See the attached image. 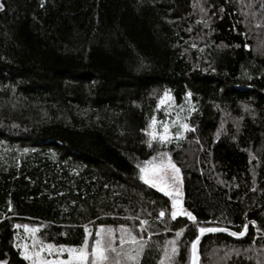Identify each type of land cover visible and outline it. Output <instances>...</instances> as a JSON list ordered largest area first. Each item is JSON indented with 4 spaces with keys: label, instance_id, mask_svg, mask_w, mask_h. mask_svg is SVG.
<instances>
[{
    "label": "trees",
    "instance_id": "16d2710c",
    "mask_svg": "<svg viewBox=\"0 0 264 264\" xmlns=\"http://www.w3.org/2000/svg\"><path fill=\"white\" fill-rule=\"evenodd\" d=\"M0 5V261L27 264L23 225L56 247L80 246L85 227L91 244L100 226L115 237L124 226L143 237L140 264H159L167 238L179 246L174 264H190L198 227L247 225L243 237L202 238L198 264H259L264 0ZM165 90L193 105L184 136L167 145L147 135ZM162 151L196 222L171 219L170 199L140 179V165Z\"/></svg>",
    "mask_w": 264,
    "mask_h": 264
},
{
    "label": "snow or ice",
    "instance_id": "6c2138e0",
    "mask_svg": "<svg viewBox=\"0 0 264 264\" xmlns=\"http://www.w3.org/2000/svg\"><path fill=\"white\" fill-rule=\"evenodd\" d=\"M3 7V5H0ZM223 10V9H221ZM247 48L248 45H245ZM188 95H191L190 93ZM170 99L168 91L165 90L163 97L160 100V104H164L166 100ZM160 104L157 106L159 107ZM247 105H245V109H247ZM153 123H155V117H153ZM151 127V125H150ZM182 128H187V125H181ZM165 135L160 136L161 141H165L168 139L167 126L164 129ZM153 138L155 137V133H149ZM180 133H177L179 136ZM151 143L149 142V147H151ZM163 156H167V153L162 154ZM150 162L144 161V165L140 167L139 171L141 173V180L144 183L149 184L150 186H159V190L162 191L166 196L171 198V219L175 220L178 216H186L189 221L196 222V217L192 214V212L187 211L183 208L181 200H180V191L178 187H176L177 182L179 181V172L180 169L176 167V165L169 159L167 161L161 159L158 164L151 163V171L155 173L158 177L163 176V179H153L150 180L145 175V173L149 170ZM168 170H171L173 176L171 177V182H169L167 177ZM162 185V186H160ZM175 193V194H173ZM165 210H161L158 214V219L165 217ZM146 220H141L140 224H146ZM16 228H20L21 225H15ZM23 228L26 232L30 231L33 234V249L31 254L27 252H23V258L25 260H32V264H121L119 259L113 258L110 254L115 253V257H123L126 261H130L131 264H140V258L145 250V243L143 242V237H137L133 235L131 231H129L124 226L120 227V249L118 250L114 244L115 236L113 235V230L110 227L100 226L99 229L95 232V240L91 243V250L89 252V230L85 227V238L83 243L80 246H64L61 245L58 248L51 244H44L43 242H39V247H37V241L35 239V233L38 231L37 228L29 229L28 225H23ZM198 235L190 242V264H198L199 255H198V245L201 239V236L208 232H220V231H228L227 229L220 228H208V227H198L197 228ZM247 225L244 226V229L240 232H230V235L233 237H243L246 234ZM184 229L177 230L176 237L179 238L183 235ZM171 246V254L165 250L164 256L160 260V264H174L175 258L179 255V246L176 240L167 242ZM125 244L134 245L135 248L132 250H126L124 248ZM27 247V245H25ZM58 254L67 253V259H61L60 255H57L55 259L48 260L42 259L41 253L47 250L48 254L51 255L53 250ZM0 264H3L0 261Z\"/></svg>",
    "mask_w": 264,
    "mask_h": 264
},
{
    "label": "rangeland",
    "instance_id": "374dc122",
    "mask_svg": "<svg viewBox=\"0 0 264 264\" xmlns=\"http://www.w3.org/2000/svg\"><path fill=\"white\" fill-rule=\"evenodd\" d=\"M163 95H164V93L159 98L158 104H160V100L163 97ZM169 96H170V99L166 100L164 104H160L159 107L157 106L158 107L157 108L158 113H157V117H155V123H153V119H152L148 128H147V135H148V138L151 142L157 141L160 144H166L167 145L170 142L181 139L184 136L185 131H187L188 127L185 129V128H182L181 125H187L186 119L189 116V113L193 110L192 103L189 100H186L182 105H178L175 103L174 99L172 98V96L170 94H169ZM150 125H151V127H150ZM165 126H167L166 135H167L168 139L165 141H161L160 136L165 135V132H164ZM178 132L180 133L179 136H177ZM149 133H155V137L153 138L151 135H149ZM164 153H167V152L162 151V152L158 153L156 156H153L147 160L150 162V164L148 166L149 170L145 173V175L148 177V179H150V180L163 179V176L158 177L155 173H153L151 171V163L158 164L161 159H163L165 161L170 159L172 161L169 154L167 153V156H163L162 154H164ZM142 166H145L144 162L140 165V167H142ZM140 167H139V169H140ZM139 176H141L140 171H139ZM172 176H173V173L171 172V170H168L167 177H168L169 182H171ZM141 181L144 183L143 180H141ZM146 185L150 186L149 184H146ZM160 186H162V185H160ZM150 187H152L155 190L163 193L162 191L159 190V186H156V187L150 186ZM176 187H178V189L181 193V195H180V197H181L182 196V190H183V183H182V175L180 172H179V181L177 182ZM173 194H175V193H173ZM167 197L171 201V198L169 196H167ZM31 228H33V227H29V229H31ZM114 234L115 233H113V235ZM119 237H120V232L116 235V237H115L116 239L114 241V244H115V242L117 243V244H115V246L117 247L118 250L120 249ZM35 239L38 242L37 247H39V242H41V241L36 238V235H35ZM172 240H175V238H167L166 239L164 246L161 250V254H160V258H159V264H160V260L164 256L165 250H167L168 253L171 254V246L167 242L172 241ZM17 241H18L17 244L20 248L21 254L23 252H27V253L31 254V251L33 249V234L30 231L26 232L25 229L22 227V234L19 235V237L17 238ZM44 244H46V243H44ZM25 245H27V247H25ZM55 248H58V247L55 246ZM55 248H54L51 255L48 254L47 250L42 252L41 258L53 260V259H55V257L57 255H60L61 259H67L68 258V254L66 252L62 253V254H58L55 251ZM124 248L126 250H132L135 248V246L125 244ZM90 250H91V244H89V252H90ZM110 255L115 259H119L121 261V264H131L130 261H126L122 256L121 257H115V253H111ZM22 257H23V255H22ZM258 258H259L258 263L264 264V253L259 255ZM26 261H27V264H32L31 259L26 260Z\"/></svg>",
    "mask_w": 264,
    "mask_h": 264
},
{
    "label": "water",
    "instance_id": "95a60500",
    "mask_svg": "<svg viewBox=\"0 0 264 264\" xmlns=\"http://www.w3.org/2000/svg\"><path fill=\"white\" fill-rule=\"evenodd\" d=\"M180 200H181V197H180ZM228 231H220V232H208V233H205V234H203L202 236H201V239H200V241L202 240V238L204 239V237H206V236H208V235H210V234H218V233H230V232H233V231H231V230H229V229H227Z\"/></svg>",
    "mask_w": 264,
    "mask_h": 264
}]
</instances>
